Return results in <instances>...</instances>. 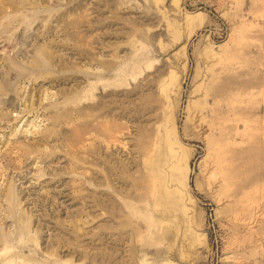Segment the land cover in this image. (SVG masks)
<instances>
[{
    "label": "rangeland",
    "instance_id": "obj_1",
    "mask_svg": "<svg viewBox=\"0 0 264 264\" xmlns=\"http://www.w3.org/2000/svg\"><path fill=\"white\" fill-rule=\"evenodd\" d=\"M0 264H264V0H0Z\"/></svg>",
    "mask_w": 264,
    "mask_h": 264
}]
</instances>
